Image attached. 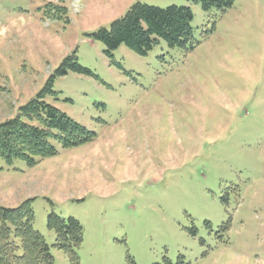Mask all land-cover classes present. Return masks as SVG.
<instances>
[{
  "label": "rangeland",
  "instance_id": "rangeland-1",
  "mask_svg": "<svg viewBox=\"0 0 264 264\" xmlns=\"http://www.w3.org/2000/svg\"><path fill=\"white\" fill-rule=\"evenodd\" d=\"M134 4L189 7L193 48L108 56L94 35ZM69 57L90 74L56 73ZM50 78L42 101L95 137L0 158V205L30 200L53 264L50 214L82 227L79 264H264V0H0V123Z\"/></svg>",
  "mask_w": 264,
  "mask_h": 264
},
{
  "label": "trees",
  "instance_id": "trees-1",
  "mask_svg": "<svg viewBox=\"0 0 264 264\" xmlns=\"http://www.w3.org/2000/svg\"><path fill=\"white\" fill-rule=\"evenodd\" d=\"M207 14L215 10L223 14L234 0H192ZM192 11L187 6L157 8L141 4L132 5L120 18L114 21L109 31L99 30L95 39L111 53L124 44L137 54L145 55L158 44L159 40L169 48L192 49ZM80 74H90L83 69L75 57L65 59L58 68V74L66 70ZM51 93V78L44 88L18 109L15 118L0 123V158L7 164L22 160L27 165H35L37 160L56 155V148L48 143V136L54 137L62 149H71L91 142L95 135L56 108L42 101L43 95ZM37 121L41 127L22 121ZM56 131V134L52 133ZM47 226L55 233L54 246L64 252L69 264H79L76 251L82 243V227L73 218L67 220L50 214ZM0 264H53L49 247L43 237L33 228V213L30 200L15 208L0 205ZM155 264H185L181 258L175 263L164 257Z\"/></svg>",
  "mask_w": 264,
  "mask_h": 264
}]
</instances>
